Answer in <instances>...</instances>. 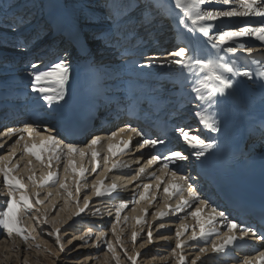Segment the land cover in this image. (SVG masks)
<instances>
[{"label":"snow or ice","instance_id":"6c2138e0","mask_svg":"<svg viewBox=\"0 0 264 264\" xmlns=\"http://www.w3.org/2000/svg\"><path fill=\"white\" fill-rule=\"evenodd\" d=\"M222 4L227 6L226 10L213 9L209 5ZM169 9L165 13V9ZM143 11L152 13L155 11L159 15H167L176 24L177 29L190 39L184 41L185 46L177 47L171 52H167L163 59L158 57H150L148 63L159 61L161 66L169 68L176 66L179 71L176 73L174 83L181 86L179 95H167L164 92L163 85L160 82L154 83L152 86L145 88L137 79L128 78L122 81L119 76L113 77L111 80H97L96 91L101 101L105 98L109 102H115L112 98L119 95L121 89H127L125 96H128V103L151 104L159 106L167 104L175 111L182 112L184 107L191 105L194 111L192 115L195 121L202 128H193L191 124L185 126H177L173 129L178 134V138L183 143L182 150L160 151L165 148L167 133L165 139L159 137H151L142 129L133 127L131 123L125 124L116 131L110 132L108 140V155L103 157L104 163L101 165L98 161L100 155L96 151V146L101 144L103 138L101 136H93L86 144H78L65 142L60 138V133L55 124L49 127L46 116L52 113L53 109L60 110L64 101L67 103V84L71 77V65L68 62L67 51L59 55H55L54 59L49 62L37 60L29 61L26 65L27 75L30 82L31 93L38 99V107L33 116V122L23 123L22 127H8L0 131V137L11 139L16 137L10 145L7 140H0V149L7 146L6 154L0 155V176L7 187V199L4 205H0V235H6L8 238L13 236L19 237L26 245V250L41 248L39 243L35 242L36 237L28 228L24 226L23 217L25 214L30 215L32 219L41 226L43 231L44 225H51L52 231L46 234L54 237L55 243L59 246L60 252H65V246L61 242V228L58 226V217L49 219L50 209L45 207L41 211L38 205H45L46 201L50 202L51 210L58 207V202L54 199L60 197L63 193V203L67 206L70 202H75V211L68 217L69 220L73 216L80 217L82 213L89 208L93 198H111L112 194L117 191L118 185L115 181L109 184L104 183V178L109 171L129 169L131 166L127 163L113 162L109 167L111 156L122 154L126 151H139L141 158L144 152H156L150 155L146 161L147 167L159 164V171L163 176L167 177V181L162 179L161 175L156 172H148L147 178L154 179L155 185L150 183L143 184V191L134 192L130 201H121L115 210V220L111 225V232L115 238V242L107 239V233L100 232L96 237V249L99 251L100 245L106 248L104 252L105 264H109V258L115 260V264H121L120 256L116 251V245L123 250L124 256L130 264H137V258L141 255L139 251L129 252L121 240V233L117 231V225L121 223V212L125 210L129 204L133 205L132 211L135 212V204L140 200H148L151 205L156 199V193L151 192L155 188L159 192L163 187L164 205L154 212L153 219L160 220L169 217L170 214L175 216L178 213H185L190 216L194 224L189 225L183 222L177 226L175 231V247L172 248L171 255L176 258L178 264H188V257L184 254L185 246L190 245L193 250H197V255L191 258V264H203L202 257L208 253H226L232 245L245 238L251 236L254 240L264 241V228L257 230L247 225L244 221L237 222V219L231 217L226 211L220 210L221 205L216 204L211 196L200 188L199 180L193 179L190 173L180 175L187 169L182 162H188L190 159L200 164H205L208 157L217 152L221 147V139L219 135L226 131L224 115L221 105L226 98L237 90L245 79L249 81L259 80L260 87L264 89V64L256 62L258 71H253L249 66L242 64L237 60L231 59L227 54H236L242 51L251 58L254 52L252 47L247 46V42L241 38H254L264 46V0H144ZM254 16L260 18V26H252L245 24L239 27L224 26L222 18L233 17H249ZM143 18V17H141ZM115 19V18H114ZM156 17L148 21L149 25L156 23ZM117 24L120 21H116ZM25 24V19L20 17L15 24L10 25V30L18 32ZM47 24L45 28H47ZM72 28L77 30V21H72ZM113 31V30H109ZM117 27L113 32V38L104 43V48H112L119 51L123 48L122 41L115 33L119 32ZM78 36L83 35L82 31H77ZM104 33H99L92 37L93 40H103ZM203 38L209 53L205 57H201L199 49L192 43L193 39ZM89 41L85 39L82 47L87 51ZM29 41L21 39L17 43V48L27 51ZM126 50V49H125ZM102 54V52H101ZM144 55L143 52L140 53ZM94 60V57H92ZM95 67L96 65L93 64ZM133 67H136L134 64ZM113 89L115 91H110ZM171 91V90H170ZM45 113L41 116L40 113ZM259 136L264 140V122L259 125ZM204 132L216 133L217 136H205ZM122 134H127V139H123L119 144L112 141ZM135 137L136 148L131 149ZM226 143L230 142L226 137ZM115 149V151H113ZM19 154L18 159H15ZM90 154L91 169L85 167L83 161ZM139 159L136 163L139 164ZM23 164V169H21ZM103 168L102 172L98 169ZM47 169L42 171V175L38 178L36 169ZM63 169V177L60 175V169ZM21 170L27 176L28 184L24 182V176L20 174ZM86 173L96 174V178L91 183V195L83 196V205L80 204V195L82 189H88L86 183L88 175ZM146 173L145 166H140L133 175L129 183L140 179ZM72 177L71 184L69 177ZM74 186V190H73ZM29 187L32 191H29ZM140 186L137 185V188ZM54 188L45 194V199H41V192L36 189ZM199 189V190H198ZM187 192V196L184 193ZM207 196V198H205ZM177 198L175 204L168 203L169 200ZM35 201V202H33ZM205 209L210 212L202 215ZM60 211H63L61 209ZM99 210H95L96 215ZM143 213H147L148 209H142ZM34 214V215H33ZM129 217L125 216L124 221ZM137 223L144 222V217H136ZM66 223V221H65ZM219 225V226H218ZM221 227L224 231H221ZM147 244H152L153 231L152 226H148ZM199 229V230H197ZM159 230H169L164 224H159ZM191 230V234L187 239H182L187 232ZM237 232L239 235H237ZM159 234V233H158ZM93 235L89 229L84 235L80 236L81 241L87 242V239ZM140 235L137 231L131 232V242L133 248ZM160 239L168 242L170 237L160 236ZM210 242V247L208 244ZM69 244L72 241H68ZM203 243L204 247H199ZM145 245L142 244L141 248ZM50 251V249H47ZM58 255V254H57ZM258 264H264V251H261L256 257ZM27 264V261H25ZM243 264H255V262L246 258Z\"/></svg>","mask_w":264,"mask_h":264},{"label":"rangeland","instance_id":"374dc122","mask_svg":"<svg viewBox=\"0 0 264 264\" xmlns=\"http://www.w3.org/2000/svg\"><path fill=\"white\" fill-rule=\"evenodd\" d=\"M63 1L68 5H70V4L72 5L74 14L78 15V18H84L86 20L89 19L91 11H98V12H103V13L108 12V8H106L104 5L107 2V0H90V1L89 0H63ZM129 1H131V2H129ZM30 2H33V0H15V3L9 9L13 8L16 10L19 6H23L25 9L22 8L23 11H22V9H19V12H20V14L23 13V14L27 15L30 11V9L27 8L28 7L27 5L31 4ZM126 3H132V7H135V9L132 10V12L130 11V13L138 14V19H140V21L144 22V26H146V25L150 26V28L152 29V35H156L157 42H155L156 47H154V48L160 49V51H161L160 53H164L167 50H169V48H167V47L161 48V45L168 44V42L170 40L169 37L171 36V32H172L171 28H170L171 23H170V20L168 21L167 16L163 15L165 18H162V15L157 14L155 11H153L152 13L143 11L144 0L143 1H141V0H134V1H132V0H118V4H119L118 6L121 8H124L126 6ZM42 5L43 4H41V7H43ZM36 6L38 7V4ZM82 6H83V8H82ZM33 7H35V5ZM89 7H91V8H89ZM209 7L213 8V9H220V10H226L227 9L226 8L227 6L224 7L222 4L219 5V3L209 5ZM139 8H141V9H139ZM39 14H40V11H39ZM39 14H36L37 16L34 15L32 20L34 21V19H36ZM153 16L156 17L157 22L149 25L147 22L152 20ZM141 17H143V18H141ZM32 20L28 19V21L25 22L23 28L29 26L30 23L32 22ZM234 21L235 20H227V21L224 20V23H226L225 25H228V26H235L239 22H242L241 19L239 20V22H234ZM89 23L94 24V22H89ZM240 26H241V24H240ZM235 27H237V25ZM155 30H157V32H153ZM39 38H40V34H38L37 37L34 36L33 47H35L39 44ZM30 45H31V43H30ZM29 48L30 47H28V49ZM3 49H5V48H3ZM8 49H10V48H8ZM19 53L22 54L23 52L20 51V52H18V54ZM160 53H157V54H160ZM4 149H3V151H4ZM89 166H91V163H87V165H85V167H87V168ZM21 169H23V164H21ZM88 169H90V168H88ZM41 172H42V170H40L39 168L36 169V175L38 178L41 176ZM20 174L24 176L25 183L28 184L29 182L27 180V176L23 173L22 170H21ZM60 175H61V177H63V169L62 168L60 169ZM71 178L72 177L70 176L69 177V183L70 184L72 181ZM95 178H96V176H94L90 179L88 177L86 183L89 185V188L88 189H82L83 192H81V195H80L81 206L83 204V196L91 193V183ZM104 183L109 184L111 182H110V180H108V181L106 180V181H104ZM118 187H120V184L118 185ZM127 188L128 187H126V184H125V189H122V190H124L125 192H128L130 189L129 188L127 189ZM73 190H74V186H73ZM29 191L30 192L32 191V189L30 187H29ZM45 191H46V188L40 190L41 193H44ZM49 191H53V193L55 194L54 188H51ZM133 193H129V192L126 193L125 199L128 198L127 200H131V199H129V197L131 198ZM40 198L45 199V198H43L42 194H41ZM53 198L56 199L58 202L57 209L51 210V205H50L49 201H46L45 205H38L37 207H40L41 211H43V209L45 207L49 208L50 209L49 214H48L49 219H52L53 217L56 216L57 212H60V215L58 217V226L61 228V232L59 234L61 236V242L64 244L66 251L60 252L59 246L55 243L54 237H49L46 234L47 232L52 231L51 225L42 226L44 229L42 231L41 226L38 225L36 223V221L30 217V215L25 214L23 217L24 226L26 228H28L30 231H32V234L36 237L35 242H32V241H29V242L34 243V244L39 243L41 245V248L37 249L34 246L32 249L26 250V245L23 243V241L19 237L13 236V239H12V238H8L6 235H0V242L2 240L5 241L8 239L6 242H8L11 245L10 248L5 247L3 250H0V252H3V253H0V264H25V261H27V264H105L104 252L106 251V248L103 244H101L99 251H97L96 244L98 242L96 240V237L99 235L100 232H105V233H107V239L115 242V238L111 232V225H112V222L115 220V214L112 215L114 213V211H109V210H111L110 209L111 208L110 202H113V201L109 200L108 198H95L94 197L93 200H95L97 202L95 204L96 206L91 204L89 206V208L86 209V211L84 213H82L80 218H78L74 222H71V221L68 222V217L72 214V212L75 211V207H76L75 202L72 201L67 206H65L63 203V193L61 194L60 197H56L54 195ZM6 199H7V187L5 186V184L3 182V177L0 176V205H4L3 202H5ZM33 202H35V201H33ZM132 208H129V210H132ZM61 209H63V211H60ZM97 209L99 211L97 212L96 215H93V212ZM108 211H109V214H108ZM125 216L129 217V219L127 221H124ZM64 217H66L67 219L64 220ZM113 217H114V219H111ZM136 217H137L136 213L131 216L130 212L123 210V214H121L122 221L120 224L117 225V231L121 233V240L124 242L125 247L128 249V251L130 253L133 251H137L138 249H140L142 244H145L147 242V232L145 231V228H147L146 224L148 222V219L146 218L144 220V222H142L140 225L138 223L136 225H134V223H132V222L136 221ZM64 221H67V223H65ZM177 222L181 223V219H179ZM63 223H65V224H63ZM129 227L130 228L133 227V228L130 229ZM89 229L92 230L93 235L87 239V242L81 241L79 239V237L84 235L86 232H88ZM133 229H136L137 232L140 233V235L137 238L135 248H133V244H132L131 239H130L131 232L133 231ZM175 231L176 230L174 228L172 238H171V234L168 235L171 238L170 239L171 242L169 241V242L165 243L166 245H165V247H163V249L165 248L164 251L162 250V248L160 249V251L154 250L155 248L150 249L152 244H149L146 249L144 248L143 250H141V252H140L141 255L137 258L138 264H148L146 261H144L145 260L144 256L147 257L149 254L151 255L152 253H155V251H156V254H161L158 256H162V257H164V255L167 253L165 255L166 260L162 264H178V261L176 260V258H174L171 255L172 248L175 247V243H176ZM158 233H160V232H158ZM188 234H190V233H188ZM70 240L72 241L71 244L68 243V241H70ZM159 246H161V242H160ZM18 247H20L21 250ZM47 249H50V251H48ZM186 249H187V247L185 246L184 254L187 257H189V259H190V261L188 259V264H191V258H193L195 256L191 255L192 254L191 251H185ZM18 250H20V251H18ZM116 251L120 256L121 264H130V262L127 261V259L125 258L124 252L119 247L118 244L116 245ZM17 252H21V254H19V256H18ZM159 252H161V253H159ZM162 253H163V255H162ZM142 254H143V256H142ZM109 264H115V260L112 259L111 257L109 258ZM197 264H200V263L197 262Z\"/></svg>","mask_w":264,"mask_h":264},{"label":"bare ground","instance_id":"6f19581e","mask_svg":"<svg viewBox=\"0 0 264 264\" xmlns=\"http://www.w3.org/2000/svg\"><path fill=\"white\" fill-rule=\"evenodd\" d=\"M13 1L14 0H0V43L1 44H4V45H14L15 47H17V43L21 39H24V40H27L28 41L32 37L36 36L37 33L42 32L44 30V26H45L46 23L48 24V28H45V29L49 31V29L51 28V26L53 24H55L57 21H59L60 19H62L64 16H67V17L71 18L72 15H73V13H74L72 5L71 4L70 5L66 4L63 0H34V2H32V6L34 4H36V3H39V6H40V3H43V5H44V10L43 11L44 12L43 13H40L39 14L40 16L38 15L39 18L36 19V21L33 23V25L28 26L26 28H22L21 27L18 32H13V31L10 30V25L11 24H15L16 21H17V19L20 18V17H23L25 19V22H26V19H27L26 16L23 15V13L20 14L18 11H13L11 13L9 19L6 20V18L4 17V15H6L4 10H6V9L9 10V8H10L11 4L13 3ZM141 1H143V0H141ZM129 2H131V1H129ZM234 2H237V0H235ZM114 6H115V0H111L110 1V8H111V10L114 9ZM19 7H21V6H19ZM82 8H83V6H82ZM89 8H91V7H89ZM38 10L40 11V7H31V10H30V13L31 14L29 13V15H33L35 13L37 14L38 13ZM166 10H168V9L166 8ZM22 11H23V9H22ZM90 15L92 16V20H99L101 18L100 14L97 13V12H95V11H92L90 13ZM128 17H129V20L131 22L134 21V20H136V16L135 15H129ZM11 18H13V20H11ZM105 18L106 17H104L103 19H105ZM222 19H223V21L224 20L225 21H227V20H235L234 22H239V20L241 19V20H244L243 25L250 24L252 26H260L259 25L260 18L254 17V16L222 18ZM225 24L226 23H224V25ZM99 27H101V26H88V25H86V26H84L85 34L92 33V34L96 35L97 32L100 31L98 29ZM131 32H133L132 29H129L128 34L131 35ZM53 33L54 32L48 33V35H50V34L52 35ZM147 40H148V43H146V45H148V44H154L156 42V40L153 39V36L151 37V40H149L148 38H147ZM241 40L244 41V42H247V46L248 47H252L254 49V52L252 54V57L249 58L248 57V54L247 53H244V52H242L244 54L241 55V56L238 55L237 53L236 54H227V55L231 59H233V60H237V59L242 60L241 63L244 64V65H246V66H249V67H250V64L251 63H255L256 64L257 61H259L261 64H264V46H262L260 44V42L255 41L254 38L244 37V38H241ZM48 42L49 41L45 42L41 47H38L36 49V52H39L38 54H41L42 55V58L40 60H42L44 62L52 61L54 59V56L55 55H59V54H61L64 51H67V52H70L71 51V48L70 47H67V46H64V45L63 46H59L57 49L56 48H52V47H50L48 45ZM202 42L204 44L203 53L205 54V56H207L208 53H209V46H207L205 44L204 39H203ZM164 47L169 48V50H167L166 52H164L165 53L164 55L157 54L155 57H158L160 59H163V57L166 55L167 52H171V51H173L176 48L171 43H168L166 45H161V48H164ZM16 50H14V51H16ZM152 51H155V50H152ZM261 51H263V54L262 55H260V52ZM22 52H23L22 54H20V53L19 54H16L15 52L11 51V52L5 54L4 51H2V50L0 51V97H8L10 95V93H11V89L12 88H14L17 91H22L23 94L28 93V91H31L30 90L29 77L27 75V67H26V65L28 64L29 61L36 62V59H33L32 57H30L28 55H24V51H22ZM238 52H240V51H238ZM156 53H160V52H158V50H157ZM110 55H111L110 53H106L105 54V56H110ZM151 57H154V56H151ZM149 58H150V56L145 57L144 60L146 62H144L140 66H137V67L132 68L130 70V73L131 74H134V75H137V76H140V75H152L154 72H156V71L158 72L159 70L164 69V71L161 73V77L162 78H168V77H170L172 79V81L175 80L176 73L178 72L177 70L169 69L168 66H161V64L159 63V61H156L154 63H148ZM111 59H115V58H111ZM80 60H81L80 55L75 56L74 59H73V61L71 62V64H75V63H77ZM115 61H118V60H112V62H115ZM18 72H26V74L22 77L21 75L18 74ZM246 80L247 79H245L244 81H246ZM244 91H245V97L244 98H241V94ZM260 96L261 95L258 92V90L249 89L245 84L242 83L241 85H239L237 87V90L235 91V93H233L232 95H230V96H228L226 98V102L231 103L238 110L244 112L242 114L241 118H240V123H242V122H244V121L247 120V114L250 115L252 113H256V112H259L260 110L264 109V103H262V99H261ZM37 99L38 98L34 94H32V97L29 100V105L31 107L35 108V110L38 107ZM19 101L24 102L25 100H19ZM193 111H194V109L192 108V106L191 105H187L186 107H184V109H183L182 112L177 113L176 114V118H177V124H178V126H184L186 120L187 119H190V121L196 123L195 126L198 128L200 125L195 121L194 118H191L190 117V114ZM55 112H56V110L53 109L52 113H50L49 116H51V114H55ZM42 116H45V113H43ZM46 119H47V122H48L49 127H50L51 126V123L53 122V120H50L49 121L48 120V115L46 116ZM28 121L30 123L33 122L32 120H28ZM255 131H256V129L253 128L252 129V133H255ZM98 135H100V133ZM203 135L207 136V132H204ZM100 136L101 137H105L104 134L103 135H100ZM119 137L120 136H118L117 138H115V140L112 141V142L114 143L115 141H117ZM14 138H16V137H14ZM182 146H184V145H182ZM5 150L7 151V146L5 147L4 151H0L1 152L0 155H2L5 152ZM96 151L97 152L98 151H101L98 145L96 146ZM262 152L264 154V149H262ZM89 156H90V154H89ZM18 157L19 156H17L16 158H14V161ZM86 158H88V156ZM86 158L84 159V161L85 160L86 161L88 160ZM90 167L91 166H89L88 168H90ZM98 171H99V169H98ZM130 174L131 173H128L127 172V174L124 175V176L127 177ZM94 176H96V174H94L93 177ZM130 176L132 177L133 175H130ZM129 179L128 180L127 179L125 180L126 184L129 183L128 182ZM24 182H25V180H24ZM120 182L123 183V180H121ZM50 189L51 188H46V191L45 192L47 193ZM39 190H41V189H39ZM153 190H155V188H153ZM131 191H133V190H131ZM142 191H143V189H142ZM44 193H41L43 195V198H45V194H46V193L45 194ZM117 193L118 192H115V196H116ZM125 194L126 193H123L122 192L121 195H120V197L118 198V199L121 198L120 200L116 199L115 201L110 202L111 203L110 204V206H111L110 209L111 210H109V211H114V213L112 215L115 214L116 207L119 205L120 201H126L128 199V198L127 199H124V198H126V197H124ZM88 195H91V194H88ZM129 199H131V198L129 197ZM138 199H139V196H138ZM174 199L175 198L169 200L168 203L169 202H172ZM164 203H165L164 199L162 201H158V199H157L156 202H154V203L151 204L152 210L155 207H157L158 205H160V207H162L164 205ZM149 205L150 204L148 203V200H140L139 203H137V205H135L136 206L135 207V209H136L135 212H133L132 210H129V207H127L125 209V211L130 212L131 216L136 213L137 214V217H140V216H143L145 214V213L142 212V209L147 208L149 210V208H150ZM139 208H141V209H139ZM109 211H108V214H109ZM204 211H203L202 215L206 216L208 213H205ZM121 214H123V211L121 212ZM150 214H151V212L149 213V218L151 217L152 220L149 219V221H148L149 224H151L152 221H153V215L150 216ZM66 219L67 218L64 217V220H66ZM111 219H114V217L111 218ZM121 221H122V219H121ZM167 221H168V219H167V217H165V218L162 219L161 222H163V224L167 226V223H168ZM66 223H67V221H66ZM132 223H134V225H136V223L134 221ZM179 223L180 222H178V224ZM63 224H65V223H63ZM132 228H130V229H132ZM152 231H153V229H152ZM159 232H161V233L154 235L155 236L154 239H156L157 237H160L161 235L168 236L170 234V232L168 230H165L163 232L162 231H159ZM12 239H13V237H12ZM7 240H5V241L2 240L0 242V250H3L5 247L6 248H10L11 247V245L8 242H6ZM159 242H161L160 249L163 246L165 247V245H166L165 243L166 242L164 240L160 239ZM144 245H145L144 248L146 249V247L149 244H147V242H146ZM210 246L211 245H208V247H210ZM20 247H18V248H20ZM144 248L141 249V247H140L141 250H143ZM140 249L137 250V251H141ZM164 249L162 248L163 251H164ZM190 249H192V247ZM20 250H21V248H20ZM20 250H18V251H20ZM0 253H3V252H0ZM159 253H161V252H159ZM194 253H197V250H194ZM17 254L19 256V254H21V252H17ZM158 255H161V254H156V251H155V253H152L151 255L149 254L147 257L144 256V259H145L144 261H146L148 264H160V263L162 264V263H164L165 260H166V256L164 255V257H162V256H158ZM162 255H163V253H162ZM204 257H205V255L202 257V259Z\"/></svg>","mask_w":264,"mask_h":264}]
</instances>
